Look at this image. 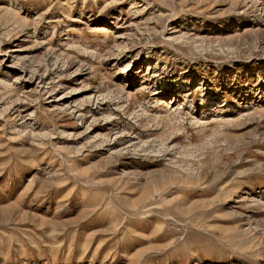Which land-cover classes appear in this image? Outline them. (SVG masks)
I'll return each mask as SVG.
<instances>
[{"label": "rangeland", "instance_id": "1", "mask_svg": "<svg viewBox=\"0 0 264 264\" xmlns=\"http://www.w3.org/2000/svg\"><path fill=\"white\" fill-rule=\"evenodd\" d=\"M0 264H264V0H0Z\"/></svg>", "mask_w": 264, "mask_h": 264}]
</instances>
